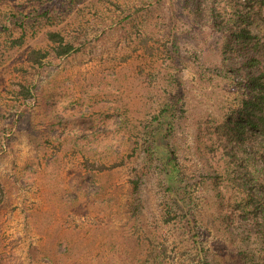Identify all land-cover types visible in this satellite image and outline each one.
<instances>
[{
  "label": "rangeland",
  "instance_id": "374dc122",
  "mask_svg": "<svg viewBox=\"0 0 264 264\" xmlns=\"http://www.w3.org/2000/svg\"><path fill=\"white\" fill-rule=\"evenodd\" d=\"M196 1L0 0L5 23V15L30 14L24 28L0 32V264H192L196 243L182 214L167 213L162 167L134 153L170 101L182 109L171 144L195 200L199 241L217 255L233 248L220 219L242 192L224 177L238 170L228 164L224 123L241 72ZM214 1L224 20L233 7L251 9L247 0ZM254 15L264 34V10ZM50 30L76 49L30 60L32 49L52 48ZM254 140L235 151L259 155L264 141Z\"/></svg>",
  "mask_w": 264,
  "mask_h": 264
},
{
  "label": "trees",
  "instance_id": "16d2710c",
  "mask_svg": "<svg viewBox=\"0 0 264 264\" xmlns=\"http://www.w3.org/2000/svg\"><path fill=\"white\" fill-rule=\"evenodd\" d=\"M66 1L72 3V0ZM247 1L251 3V9L233 7L235 15L225 20L222 15H218L217 9L213 7L214 0L207 2V9L200 6V0L193 3L197 6L199 13L202 14L203 11H206L210 27L223 32L225 38L223 49L230 53L229 58L235 59L236 71L241 72L239 81H233L238 101L224 123L229 135L227 140L233 145L227 150L228 164L229 167L238 165L237 171H234L235 167L234 170H227L224 177L231 180L232 186L235 185L242 192L241 198L230 204V213L227 214L229 218L223 214V218L220 219V225L223 226L221 229H224L227 235L224 238L229 240L231 244L229 246L233 248H229L224 254L219 252L218 255L228 256L226 261L229 264L232 261L234 264H264V162L258 159L260 156L264 158V34H261L262 25L255 29L251 24L255 13L263 14L264 5L261 4H264V0ZM47 9L51 8L47 7ZM48 10H46V14ZM5 17H9L6 23L0 16V32L20 26L24 28L30 14H22L21 17V14L12 13L11 16L5 15ZM262 22H264V17ZM48 38L53 43L52 48L50 50L32 49L29 53L30 60L41 64L45 58L50 56V53L60 57L76 49L74 43L67 40L59 31H48ZM20 85L19 93L28 98L31 95L30 90L25 85ZM181 111L182 109L176 101H170L164 106L160 116L154 117L155 123H152L151 127H145V137L142 142L138 141L134 153L141 150L144 154L143 161L146 164L156 163L158 169L162 167L160 171L164 174V184L167 190V213L171 214L174 210L182 214L183 223L196 243L192 264H216L218 255L199 241L196 227L197 223L201 221L197 219L198 216H195L193 211L195 200L191 194L189 181L185 180L186 176L180 171L177 153L171 144L175 119L177 113ZM160 117L165 118V123H161ZM257 134L263 140H261L263 143L259 155L255 150L247 149V147L242 153L235 151V143L242 146L249 142L255 147L254 137ZM161 147L166 149L165 153H161ZM236 154L238 157H235ZM97 166L102 168L104 165L98 164ZM236 172H240L237 173L240 175L239 178L237 175L235 176ZM177 174L179 177H183V191H180L176 186ZM218 176L223 178L221 172ZM189 179L192 178L189 177ZM141 183L142 175L132 179L135 194H139ZM140 205V199H138L131 208L133 215H137ZM226 222L229 223L225 225Z\"/></svg>",
  "mask_w": 264,
  "mask_h": 264
}]
</instances>
